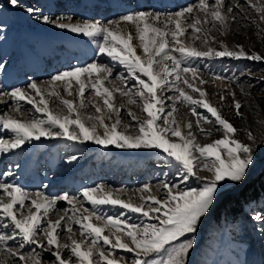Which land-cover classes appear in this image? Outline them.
<instances>
[{
	"label": "snow or ice",
	"instance_id": "6c2138e0",
	"mask_svg": "<svg viewBox=\"0 0 264 264\" xmlns=\"http://www.w3.org/2000/svg\"><path fill=\"white\" fill-rule=\"evenodd\" d=\"M9 3L12 7L18 6L17 0H9ZM236 7L242 6H226L225 0H214L213 3H209V0H198L195 8L186 7L168 15L163 27L158 26L159 14L144 11L108 21L107 25H101L99 22L73 25L55 23L47 16L42 18L45 24L55 23V27L67 29L72 33L87 37L102 36L103 42L98 45L99 53L124 65L139 87L135 92L126 87L109 89L105 86V81L111 76V70L91 63L87 67L53 75L47 82V90L42 89L36 82L29 83L27 89H31L34 95H29L25 89L16 88L9 94L12 100L25 101L46 119L20 120L8 115L0 118L2 128L14 134L12 139H0V152L18 149L26 141L60 136L80 143L91 141L104 147L112 145L121 149H160L178 165L179 184L169 185L164 182L160 186L166 190L163 198L151 194L150 187L145 186L140 190L139 203H134L131 199L124 200L112 191L105 190L103 186L83 190V198L93 209L99 205L119 206L129 212L138 213L148 221H156L130 224L126 220L100 215L82 204L78 207L76 199L67 194L48 199L37 192L29 206L25 204L29 196L21 188L9 183H0V216L10 221V224L4 223L0 227L13 228L11 234H0V253L4 257L0 264H45L39 253L25 255L22 250L26 245H35L36 248L49 252L55 258L54 264H121L124 258H118L114 254L113 250L117 249L133 254L131 264H187V257L194 248L195 234L203 220L216 209L221 198L245 183L250 169L255 166L256 138L250 130H245L244 134L252 143L237 139L240 130L207 99V93L202 87L207 82L199 76L195 68L182 66V61L169 52H179L186 57L215 56L264 61V56L256 52L248 53L240 45L236 46L238 50L233 51L221 41L220 50L212 47L200 50L181 39L190 29L193 41L199 40L204 45H208L210 40L216 42L214 37L208 35L211 29L206 31L204 26L211 24L212 28H216L219 25L220 35H224L223 30L228 27L229 20L236 21V15L233 14ZM247 7L259 16V21L253 19L251 23L264 25V3L261 0H247ZM27 11L32 13L33 9L29 8ZM194 12L199 14L193 16ZM189 16L190 21L185 23ZM121 23L133 25L135 36L131 32L118 30ZM261 30L264 31V28ZM134 39L139 42L142 54H138L137 47L133 44ZM157 57H160V60H157ZM163 61H171L172 67L169 68ZM156 65H160L159 71L155 70ZM84 76L88 77L87 82L81 79ZM93 76L95 79H92ZM169 77H174V82H170ZM213 78L222 79L218 76ZM73 81L78 85V89L73 88ZM58 83L63 86L67 95L80 98L79 108L85 107L83 97L88 84H91L95 96L100 101L91 106L99 115L89 116L87 119L96 123L90 126L85 123L74 101L61 96L57 90ZM170 83L178 95L168 99L191 106V115L196 117L195 128L202 135L208 137L212 132V129L204 127L205 124H215L218 126L215 130L222 133L221 138L209 143H199L193 132L192 121L184 124L183 128L177 122L174 115L177 111L175 104L171 111L163 114L164 102L160 91ZM181 83L191 89L192 93H198V98L185 91L184 87H180ZM116 92L127 98V104L136 105L146 114L143 119H139L131 109L128 110L127 115L138 124L135 135L118 130L123 105L116 106ZM36 97H39V100ZM46 97L59 100L67 109V114L53 112ZM136 97H139V100ZM232 97V107L236 116L240 117L242 104L235 99V93H232ZM224 99L221 95L220 101L223 102ZM197 108L206 110L210 118L199 115ZM15 111L21 112V108L17 106ZM104 113H107V116ZM113 116L116 117L115 120L111 124L106 123V119L112 120ZM161 120L162 126L157 123ZM54 128L59 131H52ZM98 128L103 129L102 134ZM184 129H187L186 133ZM172 137L176 140L173 141ZM190 178H194L199 186L181 188L180 185L186 184ZM157 190L159 191V188ZM57 200H65L72 205V215L65 213L56 220L49 218L46 226H43L44 218L49 217V212L55 209ZM17 206L20 209L27 207L28 212H20L18 216ZM252 218L264 222V215L257 214ZM73 224L79 226L81 239L74 238ZM61 228L69 233L68 243H60V233L57 230ZM41 233L42 240L37 238ZM17 237L20 243L13 248L8 241H14ZM65 250L70 253L67 258L63 255ZM163 253H166V256H162ZM156 256L162 258L157 260L154 258ZM48 264L53 262L49 261Z\"/></svg>",
	"mask_w": 264,
	"mask_h": 264
},
{
	"label": "rangeland",
	"instance_id": "374dc122",
	"mask_svg": "<svg viewBox=\"0 0 264 264\" xmlns=\"http://www.w3.org/2000/svg\"><path fill=\"white\" fill-rule=\"evenodd\" d=\"M213 2L214 0H209V3ZM261 2L264 3V0ZM17 3V7H12L9 0H0V66H2L0 67V95L8 97L6 102L0 103V118L8 115L16 119L28 120L46 119V117L37 113L32 105L25 101H13L9 95L11 91L21 88L25 89L29 95H34L31 89H27L29 83L36 82L39 86L48 87L47 82L51 77L64 71L97 63L111 70V76L105 81V86L109 89L126 87L135 92L139 87L124 65L99 53L98 45L103 42L102 36L87 37L82 34L68 33L64 29L53 28L55 23L99 22L101 25H107L108 21L119 20L124 15L140 11L159 14L165 19L168 15L186 7L195 8L198 0H17ZM225 4L226 6L239 4L242 7L234 8L233 14L236 15V21L229 20L228 27L223 30L224 35H220L219 25L216 28H212L211 24L204 26L206 31L211 29L208 35L214 37L216 42L210 40L208 45H204L199 40L193 41L190 29L181 39L184 43L193 44L200 50H206L207 47L220 50L219 42L222 41L229 50L236 51L238 50L236 46L240 45L248 53L256 52L264 56V31L261 30L264 25L258 26L251 23L253 19L259 21L258 14L247 7V0H225ZM29 8L33 9L32 13L27 11ZM198 14L194 12L192 15ZM44 16L55 23L45 24L42 19ZM190 19L191 16L187 17L185 23ZM158 26L163 27L162 24ZM122 32H131L135 36V27L127 24ZM168 39L169 48H171V37ZM133 44L137 47L138 54H142L139 42L134 39ZM169 54L181 60L182 66L195 68L199 76L207 82L202 86L207 93V99L240 130L237 133V139L252 143L244 132L250 130L253 133L256 138L254 145L256 164L250 169L247 180L258 171H261L264 176V61L215 56L186 57L179 52L171 51ZM157 60H160V57H157ZM163 63L169 68L172 67L171 61H163ZM155 70L159 71L160 65H156ZM214 76L222 77V79H214ZM189 78L191 79L190 74ZM81 79L87 82L88 77L84 76ZM92 79L95 77L93 76ZM168 79L174 82V77ZM179 86L198 98V93H192L191 89L182 83ZM73 88L78 89L74 81ZM57 90L64 99L74 101L81 118L87 125L96 123L87 119L89 116L99 115L91 106L93 103H100L91 84H88L85 91L83 97L85 107L83 108H79L80 98L67 95L59 83ZM232 93H235V99L242 104L240 117L236 116L232 107ZM177 95L178 93L171 88V83L160 91L164 102L163 114L171 111L175 104L177 111L174 115L177 122L183 128L184 124L192 121L193 132L199 143H209L221 138L222 133L215 130L218 127L215 124H205L204 127L212 129V132L208 137L202 135L195 128L196 117L191 115V106L168 99ZM221 95L225 97L223 102L220 101ZM114 96L116 106L123 105L118 130L135 135L138 124L127 115L128 110L131 109L139 119H143L146 114L136 105L127 104V98L120 96L119 92L114 93ZM46 98L53 112L60 115L67 114V109L60 104L59 100L55 97ZM36 99L39 100V97ZM136 99L139 100V97ZM17 106L21 108V112L15 111ZM197 112L199 115L210 118V114L203 108H197ZM104 115L107 116V113ZM115 118L113 116L112 120L106 119V123L111 124ZM157 123L162 126L163 122L161 120ZM52 131L57 132L59 129L54 128ZM98 131L103 133V129L98 128ZM184 131L186 133L187 129ZM12 138L14 134L4 130L0 125V139ZM171 139L176 140L175 137ZM73 156L76 159H71ZM177 169L178 165L175 161L167 157L160 149H121L112 145L104 147L91 141L80 143L68 140L63 136L41 137L40 140L26 141L18 149L0 152V183L18 186L28 196L39 192L48 199H54L67 194L76 199L78 207L82 204L83 207L96 211L100 215L126 220L130 224L156 221H148L138 213L129 212L119 206L99 205L93 209V206L83 198V190L103 186L105 190L112 191L114 195H119L124 200L131 199L134 203H139L140 190L149 186L151 194L163 198L166 190L160 186L164 182L169 185L179 184ZM254 169L256 172L251 175ZM198 186L194 178L180 185L181 188ZM25 204L30 206L28 200ZM19 209L17 206V210ZM24 209L28 212L27 207ZM71 209L72 205L67 201L57 200L53 212L49 214V217L44 218L43 226H46L49 218L54 220L65 213L71 216ZM257 214L264 215V187L254 199L241 202L235 214L215 209L203 220L195 234L194 248L199 247L195 264H264V222L252 218ZM4 223L10 224V221L0 216V225ZM73 229L74 238L81 239L79 226L73 224ZM57 231L60 233V243H68L69 233L63 228ZM12 232L11 227H0V234ZM37 238L42 240V233L38 234ZM19 243V237L14 241H8L13 248ZM22 251L25 255L32 252L39 253L45 264L49 261L53 264L55 262V258L49 252L36 248L35 245H26ZM113 251L118 258H124L121 264H131L132 253L118 249ZM63 255L67 258L70 253L65 250ZM162 256H166V253ZM154 258L159 260L162 257Z\"/></svg>",
	"mask_w": 264,
	"mask_h": 264
},
{
	"label": "trees",
	"instance_id": "16d2710c",
	"mask_svg": "<svg viewBox=\"0 0 264 264\" xmlns=\"http://www.w3.org/2000/svg\"><path fill=\"white\" fill-rule=\"evenodd\" d=\"M264 187V176L261 171L251 176L236 192L223 197L216 206V209L225 210L229 214L238 211L239 204L244 200L254 199L257 193Z\"/></svg>",
	"mask_w": 264,
	"mask_h": 264
},
{
	"label": "bare ground",
	"instance_id": "6f19581e",
	"mask_svg": "<svg viewBox=\"0 0 264 264\" xmlns=\"http://www.w3.org/2000/svg\"><path fill=\"white\" fill-rule=\"evenodd\" d=\"M164 18H162V17H160V24H162L163 25V22H164ZM64 24H66V23H64ZM67 24H71V23H67ZM76 24H78V23H76ZM76 24H73V25H76ZM79 24H83V23H79ZM47 26V25H46ZM126 26H127V23H121L120 25H119V29L118 30H120V31H123L125 28H126ZM53 28H57V27H53ZM64 30H66L68 33H72V32H69L67 29H64ZM78 34V33H77ZM83 35V34H82ZM42 89H44V90H46V88H48L47 86L45 87V86H40ZM38 98V97H37ZM8 99V97H7V95H0V103H2V102H6V100ZM263 162H264V160H263ZM259 168V167H258ZM257 168V169H258ZM254 172H256V171H254ZM254 173H252L251 175H253ZM247 180V179H246ZM2 195V194H1ZM35 198V194H33V195H30L29 196V199H28V201L30 202L31 201V199H34ZM20 212H24L25 214L27 213V210L26 209H19V210H17V215L19 216L20 215ZM53 211H50L49 212V214H51ZM54 220H56V219H54ZM198 248L199 247H195V248H193L191 251H190V254H189V256L187 257V264H195L196 262H195V258H196V256H197V251H198ZM2 255V256H1ZM0 255V260H2L4 257H3V254H1Z\"/></svg>",
	"mask_w": 264,
	"mask_h": 264
},
{
	"label": "water",
	"instance_id": "95a60500",
	"mask_svg": "<svg viewBox=\"0 0 264 264\" xmlns=\"http://www.w3.org/2000/svg\"><path fill=\"white\" fill-rule=\"evenodd\" d=\"M254 171H256V169H254ZM254 171H252L251 174L254 173Z\"/></svg>",
	"mask_w": 264,
	"mask_h": 264
}]
</instances>
